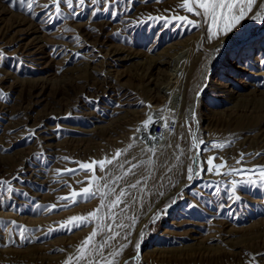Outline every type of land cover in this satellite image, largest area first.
I'll return each mask as SVG.
<instances>
[{"label": "rangeland", "instance_id": "rangeland-1", "mask_svg": "<svg viewBox=\"0 0 264 264\" xmlns=\"http://www.w3.org/2000/svg\"><path fill=\"white\" fill-rule=\"evenodd\" d=\"M0 1L17 16L31 17L34 15L39 23L46 27L44 37L51 38V40L64 39L66 42L73 40L72 38L78 37L74 34L75 25H86L97 16H106L107 23H109L106 28L108 31H111V27H113L106 48H94L84 44L79 37L78 42L83 46V49L77 54H71L69 58L79 63L86 60L88 56L96 57L93 64L96 71L91 74L93 80L90 79L87 83H93V87L97 89H89L82 93L78 105L72 106L68 112L64 109L59 110V106L50 105L51 102L38 106L37 110L29 115L30 117L41 118L44 117V114L53 112L43 124L45 133L40 136L35 133V136H31V132L26 129L14 133L4 132L3 125H8V123L3 121L0 115V170L8 171L12 168L15 165L14 159L23 151L26 153L31 151L27 155V159L25 158L24 165L26 169L34 171L48 170L54 167L62 168L61 170L74 169L78 165L70 161H100L106 157L111 159L118 149H127V152L122 154L118 161H115L113 165H108L106 169L111 172L113 177H123L116 185H113L117 193L121 188H125L137 198V202L129 208L127 215L138 217V222L134 228L117 229L121 231V237H117V240L112 242L116 248L120 244H128L123 253L116 258L118 264H125V261H128V264H175L168 258L186 256L194 253L197 249L202 252L206 250L205 253L230 252L235 247L234 245H247L264 240V188L239 186L235 195H238L240 199L233 202L232 199H229V183L241 178L236 174L231 176L204 174L201 178L194 179L191 185L182 188L173 200L162 203L157 208L153 206L160 190L167 191V188L179 181L187 182V167L192 165V157H196L198 153L201 161L210 156L222 158L216 159L214 163L220 164L222 161H226L228 169L223 168L221 171L228 172L230 170L229 162L234 161V157L225 156L227 150H221L223 153L220 154V151L218 152L216 149L208 151H202V149L205 146H210L212 142L230 140L232 141L231 146L224 148L233 149L236 141L240 140L234 131L233 125L235 124L230 122L236 118L233 112L244 109V107L264 109V65L259 62L260 58L264 56V23L259 20L251 21L259 23L254 25L249 32H247V28L251 22H248L244 27L234 29L228 42L219 51H212L215 66L208 71L203 86L200 88L198 85L191 89L190 85L192 84L188 82L189 79L183 72L193 53L198 50L200 52V49L206 45H208L207 52H210L209 44H205L207 25L201 23L200 28L178 24L172 26L164 24L161 19H153L159 17L158 15L161 13H164L163 17L179 14L188 16L190 19H198L179 8L182 0H162L161 3H167L165 8H163L164 6H157V8L151 6L158 3L156 0H147L148 5H151L143 8L142 2L146 0H134L130 4L121 3L114 6L107 13L100 11L96 16L90 14L94 10L93 7L86 5L84 11L74 19L65 15L51 22L48 18H43L44 12L39 13L40 10L36 6L33 12L29 13L23 5L16 4L15 7H11L8 0ZM46 1L49 2L48 4L52 2V0ZM257 1L254 12L259 11V5L264 3V0ZM127 6L130 7L131 14H134L133 20L128 21L126 26H120V18L118 15L113 16L112 12L123 7L127 8ZM64 8L65 6L62 5V12L67 14L69 10L67 7V10ZM169 9L173 11H165ZM51 10L54 13V8ZM152 11H157L156 14H159L157 16L148 15ZM199 19L202 20V18ZM8 24H10L9 16L2 21L1 27L8 28ZM67 29H71V31ZM70 34H74V36H69ZM9 39L5 45H0V52L3 53V58L0 59V80L6 79L9 84L17 85L18 90L11 97L22 98L20 99V105H22L17 106L10 102V98L6 96L7 91L1 88L0 92L4 95L0 99L7 98L11 108L15 109L17 118L22 119L25 117L30 92L33 90L31 86L35 82L43 79L41 82L53 83L54 88L47 91V94L51 97L53 95L55 97L57 94L58 99H62L63 96H60L56 86L63 75V69L57 72L61 58L57 59V64L54 67L46 69L41 66L40 60L28 59L29 62L18 52V46L15 47L16 44L11 43ZM110 45L137 52L142 56V59L138 58L130 62H114L113 60L102 64L101 62H104V58L108 55ZM32 46L34 52L39 51L40 45ZM170 46L175 48H170ZM52 48L49 46L44 51L50 53ZM41 51H43L42 48ZM81 74L84 78L85 74ZM113 77L118 78V81L113 80L112 83L110 81V85L121 88L122 93L119 97L112 92H104V89H100L101 83L99 85V82L101 80L109 81ZM84 80L78 82L77 85L84 86L86 84ZM38 92L40 90H34L32 93ZM194 94L195 99H193ZM152 97L157 99L152 101ZM123 104L126 105L124 109L139 113L137 115L114 113L108 116L109 111L118 109ZM161 109H165V111L161 113ZM167 109H175V112H170ZM192 110L195 112L194 120L190 118ZM18 112L19 114H17ZM154 114H159L170 120L175 119V126L170 130L165 129L161 122L151 124L148 129H144L142 122ZM261 115L263 117L262 124L258 123L259 125L255 126L264 131V114ZM136 116L138 117L136 118ZM95 117H101L105 119V122H98ZM186 119H189L191 131L195 133V148H193V138L189 134L188 127H182ZM119 121L124 122L128 133L126 132L125 137L123 136L119 141L115 138L108 139V128ZM250 122L252 120L245 121L247 125L251 124ZM137 128H140L141 131L137 132ZM259 132H249L247 135L252 137L256 133L258 135ZM161 133L163 136L159 138ZM5 135L15 138L11 142ZM150 136H156L158 139L151 140ZM45 137H54V139L48 141L45 140ZM132 137H135L136 140L131 139ZM181 137L183 138L181 139ZM200 140L204 141L203 145L199 143ZM46 144L53 146L54 152L62 154V157L59 156L61 162L54 160L50 154L51 151L44 148ZM130 144L131 148H129ZM178 144L179 149L176 147ZM149 147L156 149L155 154L148 151ZM214 150L216 154H213ZM41 154L42 158L37 159ZM65 157L68 159H64ZM248 157L250 155H244L242 164H236L238 166L234 168L243 166L251 169L255 166H264L256 160L257 158L249 161ZM124 161H131L132 164L139 163L140 166L124 176L123 173L130 167V164L124 163L123 168L117 166ZM235 162L237 163V161ZM206 167L205 165V170ZM0 172V180L11 181V186L18 190L12 194L7 193L6 190L0 191V221H4L5 224L13 220L17 221L18 225L26 226L31 235V242L27 240L21 242L18 241L20 239L15 231L12 232L11 237L8 231L0 232V236H2L0 245H7L0 246V264H65L69 257H72L71 264H77L75 259L79 255L77 249L82 246V241L92 232L94 223L80 228H71L70 231H53L50 235H45V232L49 228H58V222L66 221L69 217L92 212L100 204L99 197L50 213L36 208L35 205L57 204L60 197L68 196L73 189L79 192L83 187L89 185L87 183L77 184V181L90 179L91 173L81 171L76 175H60L63 186L60 188V194L52 199L48 196V190L40 186V182L45 179L43 176L29 173L20 177L19 180L12 181L8 173ZM95 175L103 177L105 172L97 168ZM137 180H141L142 183L136 189L128 188L129 184L136 183ZM217 183L220 192L213 194L215 188L207 185L215 186ZM66 184L71 185V188L65 186ZM94 188L95 184L93 183L92 189L94 190ZM23 192L28 193V196L19 194ZM111 198L109 197V199ZM64 203V201H59V205ZM13 204L16 206L15 208L11 207ZM169 206L175 209V218L173 219L167 216ZM123 207L124 205L121 204L120 208ZM165 209L166 211H164ZM208 221L210 222L208 223ZM124 222L131 224L130 220ZM174 222L176 225L173 226ZM179 224H181L180 227L177 226ZM9 228H11L10 224ZM194 229L198 234L190 239L191 230ZM141 230L144 232L142 239L140 237ZM127 231H131V236L128 240H124L122 236ZM10 238L17 242L10 244ZM96 239L99 240L100 237L98 236ZM137 242L140 243L138 252L134 247ZM105 251H111V249ZM247 253L249 252L245 254L247 258L243 256L241 262L254 264L251 258V261L249 260ZM134 256L137 259L132 260L131 258ZM228 262L230 264L231 260L229 259ZM225 263L223 262V264ZM79 264H87V261L81 260Z\"/></svg>", "mask_w": 264, "mask_h": 264}, {"label": "bare ground", "instance_id": "bare-ground-1", "mask_svg": "<svg viewBox=\"0 0 264 264\" xmlns=\"http://www.w3.org/2000/svg\"><path fill=\"white\" fill-rule=\"evenodd\" d=\"M48 3H49L48 1L45 2V0H39L38 4L36 5L37 9L40 10L38 12L43 13L44 10L40 7V5L48 4ZM165 4H167V3L158 2V3H156V5L155 4H153V5L150 4V5L155 7V8H157V6L158 7L164 6L163 8H165ZM142 5H143V8H146L148 6L150 7V5H148V3H147V0L143 1ZM129 6H127V8L123 7L121 9H118V13H119L118 17L120 18V21H121L120 26H126V23L128 21L133 20L134 14L133 15L131 14ZM169 6H171V5H169ZM64 9L67 10L66 7ZM166 9H168V8H166ZM254 9H253V11H254ZM156 12L157 11H152L148 15L152 16V14H153V16H157L159 13L156 14ZM162 14H164V13H161L158 16L163 17ZM8 16L10 17V24H8L9 27L8 28L4 27V26L1 27L2 21L5 20V18ZM165 16H167V15H165ZM43 18H47V16H45V14H44ZM72 19H74V18H72ZM251 21H253V20L246 17L241 22V25L237 26V28L244 27L245 25H247L248 22H251ZM107 22H108V19L106 18V16H104V15L103 16H97V17L93 18L90 21V23H88L86 25H75L76 27H75V33L74 34L77 35L78 37H80L84 44L91 45L94 48H100V49L106 48L108 46L107 43L109 42V39H110V36L112 33L111 31L113 29V27H111V31H108L106 29L109 26L108 25L109 23H107ZM258 23L259 22H256V23L251 22V25L247 28V32L251 31L252 27ZM114 28H116V27H114ZM45 29H46V27L43 26L42 23L40 24L34 15L31 17H20L19 15L17 16L15 13H13L12 10L8 9L6 5L0 3V45H5L8 42V38H10L9 39V40H11L10 42L16 44L15 47L18 46V49H19L18 52L23 56V58L25 57L27 60L28 59L33 60L34 58L36 60H40L41 61L40 64L42 67H44V69L54 67V65L57 64V59L61 58L60 60H62V61L60 62V60H59V63H58L59 68H57L58 69L57 72L60 69H63V75L59 81V84L57 83V86H56V89L60 93V96H63L62 99L61 98L58 99V97L56 96L57 94L55 95V97H54V95H53V97H51L49 94H47V91L51 90L52 87L54 88V86L52 85L53 83L49 84L46 82L45 83L41 82V81H43V79L37 83L35 82V84L31 86V87H33V90L30 89L32 91L30 92L31 94H30V99L28 102V107H26L27 111L25 112L26 113L25 117H23L22 119L17 118L18 116H16L15 109L11 108L10 103H9L7 98L6 99H0V115L2 116V120L5 121L6 123H8V125L2 124L4 132L14 133V132L19 131L21 129H26L30 132L35 130V133L38 136H40L41 134L45 133V129H44L45 127L43 126L44 122L50 118V114H52L53 112L52 113L50 112L46 115L44 114V117L42 116L41 118L30 117L29 115L31 113L35 112L37 110L36 108L38 106L45 104V103H48V102H51L50 105L53 104V105H56V107L59 106V110L64 109V110H66V112H68V110H70L72 108V106L75 107L76 105H78V102L80 100L82 93L87 92V90H89V89L94 90L96 88V87H93V85H92L93 83L92 84L87 83V81H89L90 79H91V81L93 80V77L91 76V74H92V72L96 71V68H94V65H93L94 62L96 61V57L95 56H88L86 58V60H84L82 62H79V63L74 62L69 57L71 56V54H77L78 52L82 51L83 46L79 45V42H77L73 38H72L73 40H70L67 42L64 41V39H62V40H54L53 38H52L53 40H51V38L47 39L44 37V34H45L44 30ZM231 33H228L227 35H222L219 38L212 39L211 41H209L207 39L205 41L206 42L205 44H209L210 52H207L206 48H208L207 47L208 45H206V47H203V48L200 47L201 48L200 52L198 50L197 52L193 53V55H191L189 57L187 65L186 66L184 65L185 71L183 73L185 75H187V77L189 79L188 82H190V84H192V85H190L191 89L197 87L198 85L200 86V88H201V86H203V84L205 83L204 81H205L206 75L208 74V71L212 70L215 66V59H214V56L212 55V51L214 50L215 52H217L218 49H220L225 43H227ZM48 34H50V33L48 32ZM74 34L73 35L70 34L69 36H74ZM52 36L55 37V35H52ZM205 37H207V36H205ZM29 39H30V41H28ZM34 44L40 45L39 51L34 52L32 50V48H33L32 45H34ZM49 46H52L53 50L50 53H46L44 50H47V48ZM41 48L43 51L40 52ZM170 48H173V46H170ZM178 49H180V48H178ZM185 49H187V48H185ZM108 51H109L108 55L106 56V58H104L105 59L104 62L103 61L101 62L102 64H107V61H113V60H114V62H121V61H129L130 62V61L136 60L138 58L142 59V56L140 54H138L137 52L130 51V50L127 51V50L119 48V47H114L113 45L109 46ZM40 55H42V56H40ZM28 61L30 62V60H28ZM56 66H58V65H56ZM81 73L85 74L84 78H83V76H81V75H83ZM82 78L85 79L84 82H86V84H84V86L83 85L82 86L77 85L78 82H80L81 80L83 81ZM113 80L118 81V78L113 77L112 79L110 78L109 81L101 80L99 82V85L101 83L100 89H104V92L105 91L112 92L116 96L119 97V95L122 93L121 88H116L115 86L110 85V81L112 83ZM95 82H96V80H95ZM188 87H186V88H188ZM0 88L7 91L6 96L10 98V102L15 103L17 106L22 105V104L20 105V103H21L20 99H22V98L11 97L18 90L17 85L9 84L6 79H1L0 80ZM98 89H99V87H98ZM34 90H40V92L32 93ZM156 99H157L156 97H152V101H155ZM193 99H195V94H194ZM22 102H24V101H22ZM124 106H126V105L125 104L120 105V107L118 109L115 108V110L110 109L111 111L108 112V116H111L114 113H117V114L125 113L127 115H130V114L137 115L139 113L138 111L133 112V110L130 111V110L124 109ZM127 106H129V105H127ZM192 106H193V104H192ZM150 111H153V110H150ZM233 113L236 116V118L234 119V121L231 120L230 122L235 124V125H233L234 131H235V134L238 136L237 138L238 139L240 138V140L236 141L233 149H231V150L225 149V148L222 149V151L227 150L225 152V156L230 155V156L234 157V161H232V162L230 161L229 162L230 164L228 163L229 167L234 168V167L238 166V165H236L238 163H236L235 161H238L241 159V155H240L241 153H243L244 155H250V157L247 158L249 161L251 159L257 158L256 160H258L259 163L264 165V131L263 130L261 131V129H258V127L255 126L258 123H261V121L263 120V117L261 114H264V109H259L256 107H254V108L253 107H250V108L244 107V109L235 110ZM17 114H19V112ZM137 117L138 116H136V118ZM95 118H97L98 122H101V123L105 122V119H102L101 117H95ZM246 120H252V122H250L251 124L247 125L245 123ZM123 123H122V121H119L118 123H115L114 126L110 125V128L107 127L108 128V131H107L108 137L107 136L106 137L108 139H114L115 138V140H117V141L122 139L123 136L128 133L127 129H125V125ZM230 126L232 127V125H230ZM228 127H229V125H228ZM234 131H232V132H234ZM255 131H258V132L260 131V132L258 135L256 133V135H254L252 137L247 135L249 132H255ZM51 134H49V135H51ZM6 137L11 142L13 141V138H15L14 136H6ZM53 139H54V137H50V138L45 137V140H48V141H51ZM107 140H106V142H107ZM43 146H41V147H43ZM44 148H47V149H49V151H51L50 154L54 158V160H56V161L61 160L59 158V156L62 157V154L54 152L53 146H51L50 144H46L44 146ZM79 148H80V146H79ZM32 150H34V149H32ZM216 150H218V152L220 151V154L223 153V152H221V149L220 150L216 149ZM213 152H215V150ZM29 153H31V151H29L28 153L23 151L22 154L21 153L18 154L19 156L17 155L18 157L14 159L15 165L12 168L8 169V171L5 169L0 170V171H3L4 173H8L9 178L12 181L16 180V179H13V177H15L17 175L19 177H22V176L29 174V173H34L36 175L43 176L45 179H44V181L40 182L41 188L48 190L49 198L55 199V197L60 194V188L63 186V184H61V181H62L61 176L58 175V171H57V170H61L62 168L58 169V168L54 167V168H51L48 170H34V171H32L33 169L32 170L26 169V167L24 165V160ZM257 153H260V155H257ZM213 154H216V152ZM231 168H229V169H231ZM226 169H228V167ZM222 171H223V169H222ZM236 179H238V178H236ZM192 182H194V180H192V181L187 180L186 183H183V181H179L177 183H173L170 188H167V191H161L160 190V192H159L160 194H158L156 196V200H155L153 206L157 208L158 205H160L162 203L169 202L170 200H173L174 197L177 195V193L180 192V190L182 188H184L185 186L191 185ZM238 190H239V188H238ZM161 193H163V195H161ZM205 195H203V196H205ZM147 212H149V211H147ZM167 216L172 218V219L175 218V209H172V206H169L167 208ZM209 222L210 221H208V223ZM215 224H217V223H215ZM172 225L173 226L176 225L175 222ZM210 225H212V224H210ZM177 226L180 227L181 224H179ZM47 232H48V230H47ZM197 234L198 233L195 231V229L191 230L190 239L194 238L193 236L197 235ZM225 234H228V233H225ZM18 241H20V240H18ZM234 246L235 247H233V249L230 252L220 251V252H215V253H205L206 250L204 252H202V251H198L200 249H197V251H195L194 253L188 254L186 256H179L177 258L176 257H174V258L169 257L168 259H170V261L175 262V264H181V263L184 264L186 262H187V264L188 263H190V264H195V263H198V264L221 263V264H223V262H226L225 264H227V263L229 264V262H228L229 259L231 260L230 264H236V263L237 264H243L241 262V261H243V256H245L246 252H249V253H247V254H249L248 255L249 260L251 258V260L254 262V264H264V240H261V241L259 240L258 242L256 241L254 243H250L247 245H234ZM257 254H259V255H257ZM253 257H255V260H253ZM245 258H247V257L245 256Z\"/></svg>", "mask_w": 264, "mask_h": 264}, {"label": "snow or ice", "instance_id": "snow-or-ice-1", "mask_svg": "<svg viewBox=\"0 0 264 264\" xmlns=\"http://www.w3.org/2000/svg\"><path fill=\"white\" fill-rule=\"evenodd\" d=\"M134 2V0H52L51 4H43L40 7L44 10L45 16L49 19V21H54L56 19H60L65 15L75 18L79 16L85 9V6H92L93 11L90 13L92 16H96L100 11L109 12L113 9L114 6H118L121 3L130 4ZM156 2H162V0H156ZM8 3L11 7H15L16 4H20L26 7V11L32 13L34 7L38 4V0H8ZM67 7L69 10L67 14L62 12L61 6ZM257 6V0H182V3L179 5V8L187 13L192 14L194 17L198 19H190L188 16L173 14L169 17H157L153 19H161L166 25H188L193 28H200L201 23L207 25V39L211 41L212 39L219 38L222 35H227L228 33L233 32L234 29L237 28L238 25H241V22L247 17L253 21L259 20L261 23H264V3L259 5V11L254 12L253 9ZM54 8V13L51 9ZM127 10V9H126ZM165 11H173L171 9ZM118 11H113L112 15H118ZM251 14V15H250ZM199 18H202L199 19ZM71 31V29H67ZM77 42L79 41V37L73 38ZM219 51V49L217 50ZM3 58V53L0 52V59ZM260 64L264 65V56L260 58ZM3 93L0 92V98L3 97ZM143 103V102H141ZM150 107V105H149ZM170 112H175V109H167ZM165 111V109H161V113ZM155 116V119H154ZM154 116H149L147 120L142 122V127L144 129H148L151 124L161 123L165 129H171L175 126V119H168L160 116L159 114H154ZM192 120L195 119L194 110L191 111ZM188 127L189 134L193 138V148L196 146L195 133H192L191 127L189 124V119L185 120L184 125L182 127ZM137 132L141 131L140 128L136 129ZM31 136H35V130L30 133ZM163 133L159 138H162ZM183 137H181L182 139ZM134 141L135 137H132ZM149 139L157 140L158 137L150 136ZM200 144H204L203 140L199 141ZM232 141L225 142H212L210 146H205L202 151H208L210 149H223L224 147L231 146ZM171 146V145H169ZM132 145H129L131 148ZM179 149V144L176 146ZM148 151L155 154L156 149L153 147H149ZM127 149L120 150L118 149L111 159L105 158L100 161L91 160L89 162H79V161H70L76 163L78 165L77 168L74 169H63L57 170L58 175H76L81 171L86 173H91L90 179L86 181H77V184L87 183L89 186L83 187L79 192L73 189L68 196L60 197L57 204H49L47 206L44 205H35L36 208H41L45 212H52L57 210H63L70 208L71 206L80 203V202H88L92 199H96L99 197L100 204L97 208H95L92 212L87 213L86 215H76L69 217L66 221L58 222V228L52 229L49 228L48 232L45 235H50L53 231H61V230H71V228H80L82 226H87L88 224H93L94 227L92 232L82 241V246L77 249L79 253L76 256L77 264L79 261L85 260L87 264H118L117 257H119L125 248L128 247V244H120L118 248L114 247L113 241L117 240V237H121V231L124 229L134 228L135 224L138 222V217L136 216H128L127 212L132 205L137 202L136 196H134L131 192H128L127 189L121 188L117 193L116 188L113 185H116L117 182L122 179V176L111 175L110 171H106L108 165H113L115 161H118L122 154L126 153ZM241 159L237 161L238 164H242L244 154L241 153ZM260 155V153H257ZM41 156H38L37 159H41ZM64 159H68L65 157ZM135 159V157H133ZM216 159H222L216 156H210L206 160L201 161L199 159V153L196 157H192V165L187 167V175L186 178L189 181L194 179L201 178L204 174H215V175H232L236 174L241 177L239 180H232L229 183L230 195L229 199H232L233 202L238 201L240 197L235 195V191L239 186H256L264 188V166H255L251 169L244 168L243 166L240 168H232L228 172H222L221 169L227 166L226 161H222L220 164L214 163ZM124 163L130 164V167L123 173L124 176H127L132 169L137 168L140 164H132L131 161H124L123 163H119L117 166L119 168L124 167ZM142 163V162H141ZM151 163V160H149ZM205 165L206 170H205ZM99 168L100 171L105 172L103 177H97L95 175L96 169ZM13 179L19 180L20 177L17 175L13 177ZM103 181V183H101ZM93 183L95 184L94 190L92 189ZM141 180H137L136 183H132L128 185V188L136 189L139 184H141ZM71 188V185H65ZM208 187H214L215 191L213 194H219L220 187L219 184L207 185ZM7 191V193L12 194L18 190L14 189L11 186V181L0 180V191ZM25 197L28 196V193L23 192L19 193ZM163 195V193H161ZM109 197H112L109 199ZM130 198V199H126ZM59 201H64L63 205H59ZM123 204L124 207L120 208V205ZM59 205V207H58ZM15 208L16 206L13 204L11 206ZM119 209V211H117ZM166 211V209L164 210ZM123 214V215H122ZM130 220L131 224H127L124 221ZM9 224L11 228H9ZM71 225V227H69ZM8 231L11 237L13 231L16 232V235L19 237L20 241H29L31 242L30 230L23 225H18L17 221H10L8 224H5L4 221H0V232ZM100 237L97 240V237ZM129 236H131V231H127L122 236V239L128 240ZM144 236L143 230L140 232L141 239ZM0 240H2V236H0ZM17 241L14 239L9 240L10 244H15ZM131 243V241H129ZM7 246V245H0ZM135 249L139 250L140 243L137 242L134 245ZM106 249H111V251H105ZM63 251V250H61ZM259 255V254H257ZM111 258V259H110ZM132 260L137 259V257H132ZM72 257H69L65 264H71ZM255 260V257H253ZM125 264H128V261H125Z\"/></svg>", "mask_w": 264, "mask_h": 264}]
</instances>
